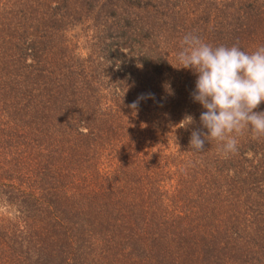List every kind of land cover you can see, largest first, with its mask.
Returning a JSON list of instances; mask_svg holds the SVG:
<instances>
[{"label":"trees","instance_id":"1","mask_svg":"<svg viewBox=\"0 0 264 264\" xmlns=\"http://www.w3.org/2000/svg\"><path fill=\"white\" fill-rule=\"evenodd\" d=\"M187 34L251 53L264 0H0V264H264V136L190 148Z\"/></svg>","mask_w":264,"mask_h":264},{"label":"clouds","instance_id":"2","mask_svg":"<svg viewBox=\"0 0 264 264\" xmlns=\"http://www.w3.org/2000/svg\"><path fill=\"white\" fill-rule=\"evenodd\" d=\"M177 60L196 75L191 96L205 110L200 115L202 128L191 133L192 150L202 152L206 141L217 140L225 154L235 152L238 141L233 134L245 128L264 136V112L255 111L264 102V46L248 53L237 45L213 47L187 34ZM143 98L142 94L129 107L138 109ZM186 118L193 122L191 116Z\"/></svg>","mask_w":264,"mask_h":264}]
</instances>
